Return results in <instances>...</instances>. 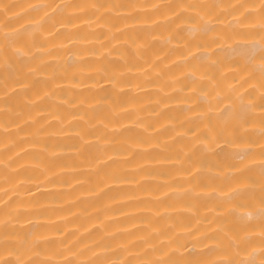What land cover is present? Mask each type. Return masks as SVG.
I'll return each mask as SVG.
<instances>
[{
    "label": "bare ground",
    "instance_id": "obj_1",
    "mask_svg": "<svg viewBox=\"0 0 264 264\" xmlns=\"http://www.w3.org/2000/svg\"><path fill=\"white\" fill-rule=\"evenodd\" d=\"M0 264H264V0H0Z\"/></svg>",
    "mask_w": 264,
    "mask_h": 264
}]
</instances>
